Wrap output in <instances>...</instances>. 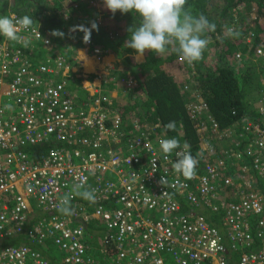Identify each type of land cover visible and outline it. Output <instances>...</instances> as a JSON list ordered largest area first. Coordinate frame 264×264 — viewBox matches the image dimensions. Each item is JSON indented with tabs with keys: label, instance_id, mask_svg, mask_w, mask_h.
<instances>
[{
	"label": "built area",
	"instance_id": "2783aa9c",
	"mask_svg": "<svg viewBox=\"0 0 264 264\" xmlns=\"http://www.w3.org/2000/svg\"><path fill=\"white\" fill-rule=\"evenodd\" d=\"M18 35L22 42L0 37V241L25 234L36 247H55L58 264H264V189L252 190V178L264 185V94L260 121L245 120L241 132L221 131L193 95L187 108L199 132L209 126L233 146L219 152L203 142L188 179L173 167L188 145L165 155L158 125L140 117L126 124L105 93L69 91L67 59L39 26H19ZM123 82L134 95L135 80ZM237 164L252 177L240 186ZM33 209L44 217L31 224ZM203 210L221 216L224 232ZM0 264L51 262L19 246L1 250Z\"/></svg>",
	"mask_w": 264,
	"mask_h": 264
},
{
	"label": "trees",
	"instance_id": "16d2710c",
	"mask_svg": "<svg viewBox=\"0 0 264 264\" xmlns=\"http://www.w3.org/2000/svg\"><path fill=\"white\" fill-rule=\"evenodd\" d=\"M65 1L67 0H0V14L16 15L17 18L24 15L30 16L33 19L32 25L39 26L44 36L52 41L53 46L55 43L60 50L63 41H71L76 43L74 48L86 47L94 52L101 44L90 41L91 44L87 47V43L83 39L84 34L75 31L74 24L67 22L61 16L64 8L62 3ZM70 1L71 4L74 3L73 5L77 6L82 2V0ZM73 9L75 10L74 6ZM185 9L194 17L198 18L203 15L211 24L215 25L214 30L208 29L203 34L206 38H210L219 44L220 48L218 54L219 64L214 70L205 67L201 61L192 62L196 75H198L195 78L197 84L195 88L200 92L208 113L221 131L234 129L241 132L242 123L247 117L253 122L260 121V115L258 111H253L249 97L250 89L260 79L257 76V68H264V60L259 59L257 56L258 47L264 44V0H186ZM247 12H254L255 16H253L255 18L252 23L253 27L250 29L254 32L253 43L246 45L242 51L239 44H236L237 41H232V39L223 41L224 44L218 43L221 36H223V31L228 30L232 25L235 14ZM102 15L106 22L115 23L116 20L122 22L120 16H124L125 27L123 29L125 35L122 36L119 44H116L120 50L115 49L114 51L117 54L127 51L135 55V51L125 44L131 36L129 30L138 27L141 18L131 12L127 14L117 12L113 15L106 6ZM54 32L63 33V36L54 35ZM119 32L121 31L119 30ZM241 36L239 34L237 37ZM92 37L95 39L97 36L92 33ZM98 38L100 37L98 36ZM173 43L177 49L175 48L176 50L172 51L168 60L163 58V53L160 54L162 57H159L147 51L145 64L139 66L143 75L141 74L142 80L139 79L140 82L134 94L144 96V101H136L137 104L141 105V108H136V104H127L123 109L120 107H115V109L121 111L123 118L126 114L132 113L134 109H140L145 116L143 120L159 126L156 131L158 137L160 136L161 139L176 138L180 147L188 145L191 154L198 159L200 144L203 140L198 134L199 125L193 122L189 115L187 107L190 101L187 100L182 91L178 79L171 73L164 71L165 62L176 61L183 56L179 51L178 44L174 41ZM111 46H113V43L112 45L107 44L105 47L109 48ZM74 48L72 47V49ZM240 51L242 52V61L238 62L235 60V56ZM59 53L65 56L67 62H69L66 53L62 51H59ZM68 54H72L71 51H68ZM71 65H75V63L73 62ZM173 121L175 122L174 129L166 128V125ZM40 149H34L35 153L39 154ZM42 152H44L43 149H41ZM202 215L215 227L221 229L220 215H214L205 210L202 211ZM35 217V220H39L43 216ZM86 230L89 234L93 232V229L89 226H86ZM19 246H29L32 249L41 251L51 264H58L57 262L60 259L57 253L53 256L50 249H42L32 245L28 242L25 234L0 241V251L8 247Z\"/></svg>",
	"mask_w": 264,
	"mask_h": 264
},
{
	"label": "crops",
	"instance_id": "0c3cea01",
	"mask_svg": "<svg viewBox=\"0 0 264 264\" xmlns=\"http://www.w3.org/2000/svg\"><path fill=\"white\" fill-rule=\"evenodd\" d=\"M66 2L70 3V6L66 7ZM99 2L100 3L98 4V8L100 9L94 12L95 14H93L92 18H89L90 19L89 21H91L90 23H92L96 15L99 14L101 17L103 16L102 12L103 10H105V5L103 3V0H99ZM83 3H84V0H83ZM72 5L73 4H71V1L67 0L65 1V4H63V7H66V9L69 8L71 12L70 7ZM73 6L75 7L76 12H73L72 15L74 16V18H77V19L79 17V20L74 19L72 23L75 24L76 22L77 24V23H81L82 21H86L84 19L87 18V16L84 15L85 12L82 14V9H81L82 5L81 6L73 5ZM85 10H87V8ZM120 17L122 18V22H121L122 25H120V28H119L121 32L119 33V35L116 36L117 39H115V36L111 34L112 32L109 29L102 28V30L100 31L98 30L94 32L95 33L94 35L97 36L94 39V43L99 42L101 44V46L98 47L96 50H94V52L92 51V49L89 50L86 47L79 48V49L74 48V45L73 43H71V41H63L61 43V46H62L61 50L54 43V48L56 49V51H62L66 53V55H68L69 57V62H67V67H69L68 69L69 74H70L69 91L71 93L78 95L81 99H88V98H92L96 96L99 93L100 94L105 93L113 100L114 107L123 108V106L127 104H130V105L136 104L135 105L136 108H139V107L141 108V105L137 104L136 101L137 100L144 101L143 100L144 96H138V94L137 95L136 94L127 95L124 92L125 85H124L123 80H127V79L135 80L136 82L135 90L138 88V85L140 82L139 79L141 78V74L143 75L139 66L145 64L147 51L144 53L142 57L139 56L138 54H135V55L130 54V52H127V51L125 52L119 51L120 54L115 53L114 51L115 49L120 50L118 45L116 44H119V42L121 41L120 39L122 38L123 35H125L124 29H123L125 27L124 16L121 15ZM98 36L100 38H98ZM91 37H92V34H91ZM112 43H113V46L115 45L114 47L113 46L109 48L105 47L107 44L112 45ZM72 47L74 49H72ZM167 47L168 49H166V51L162 54L163 58H165L166 60L170 58L172 51H174L175 48L177 49V47L174 45L173 42L169 43ZM68 51H71L72 54H68ZM158 56L160 57L161 55H158ZM182 59H183V56L177 59L176 61L165 62L164 71H166L167 73H171L173 76H175L178 79L180 87L182 91L184 92V94L186 95L187 100L191 101L193 98V94H191L190 92L188 93V91H185L183 87L184 84L188 81L184 78L182 71H180L182 70L180 69L182 68V65H183L182 61H184ZM73 62L75 63V65H71ZM146 75L151 76L149 74H146ZM257 82L255 84V87L257 86ZM259 82H258L259 83L258 88L256 87L258 89V96H256L255 102L250 101L253 111L259 110V106H260L259 100L261 98V95L264 94L263 79L260 78ZM249 99L251 100L250 97ZM137 117H140L141 120L142 118L145 117L144 113L140 111V109L138 110L134 109L132 113L126 114L124 120L126 124L130 123L131 125ZM259 118L261 119L260 116ZM245 120L253 121V120H250L248 117ZM198 134L201 136L204 133L199 132L198 130ZM208 134H209L208 132L205 133V135H208ZM159 138L161 137L159 136ZM206 141L210 143L212 142V138L210 137V135L207 136ZM227 143H228L227 146L223 149L230 148L233 146L232 145L233 140H229L227 141ZM200 146L201 147H200V152L198 153V156L201 155V153L203 152L204 144L201 143ZM232 171H233L232 175H234V177L237 179L236 182H237V185L239 186L243 184L245 179L250 180L252 178V177L244 178V176L241 174L242 173L241 166L240 165L238 166V164L236 167L232 169ZM252 180H254V183H252L253 191H258V190L262 191V189H264V185L259 183V181H256L254 178H252ZM31 214L29 215L30 219L36 218L35 216L43 215V213L37 209L36 210L34 209L31 212ZM220 230L224 232L223 227H221ZM103 236H104L103 233H98L95 237L97 239H102ZM93 245H94L93 247L95 249V252L98 254V257L103 260L106 259L107 255L104 256V253L101 252L102 246H98V243H93ZM92 251L94 252V250Z\"/></svg>",
	"mask_w": 264,
	"mask_h": 264
},
{
	"label": "clouds",
	"instance_id": "9594fccd",
	"mask_svg": "<svg viewBox=\"0 0 264 264\" xmlns=\"http://www.w3.org/2000/svg\"><path fill=\"white\" fill-rule=\"evenodd\" d=\"M103 3L113 15L117 12L121 14L131 12L141 18L139 26L129 30L131 36L126 42L128 47L141 57L146 51L160 55L166 51L169 43L174 41L178 44L179 51L184 58L189 62H197L201 59L208 43L207 39L202 38V34L208 29L214 30L215 28V25L211 24L203 15L197 18L188 13L185 9L186 0H103ZM32 24L33 19L28 15L16 18L0 14V37H6L13 42H22L18 35V27L28 28ZM78 27L80 31L84 32L85 43L90 41L93 30H99L96 22H92L90 28L83 25ZM53 34L63 36V33L60 32ZM23 43L27 46V42ZM174 127V121L166 125L168 129H174ZM204 132L209 134L201 135L203 142H207L205 138L209 135L214 138L209 126ZM160 145L165 155L180 147L176 138L162 139ZM176 155L178 159L173 164L175 171L188 179L194 177L198 160L190 152H176ZM163 180L164 178L162 183ZM81 195L90 201L94 199L91 191H83ZM64 203H67V198ZM61 211L67 213L70 209L65 207ZM39 220L32 218L30 222L34 224Z\"/></svg>",
	"mask_w": 264,
	"mask_h": 264
},
{
	"label": "rangeland",
	"instance_id": "374dc122",
	"mask_svg": "<svg viewBox=\"0 0 264 264\" xmlns=\"http://www.w3.org/2000/svg\"><path fill=\"white\" fill-rule=\"evenodd\" d=\"M99 3H100L99 0H87V1L84 0V3L82 0V2L79 3L80 6L82 5L81 6L82 14L85 12L84 15L87 16V18L84 19L86 21H82L81 23H77V24H76V22H75V24L73 23L75 31L84 34V32L79 30L78 26L83 25L85 27H89V28L91 27V23H90L91 21H89L90 20L89 18H92L93 14H95L94 12H96V10L98 11L100 9V8H98ZM63 4H65V2H63L62 5ZM83 4H85V5H83ZM68 6H70V3L66 2V7H68ZM66 7H64L63 12L61 13V16L67 22L72 23L74 19H77V18H74V16L72 15V13L75 10L73 9V5L70 7L71 12H70L69 8L66 9ZM86 8H87V10H85ZM45 14H47V12H45ZM253 16H254V12L253 13L247 12V13L235 14L234 21H233L232 25L230 26V28L228 30L223 31V36H221V39L218 41V43L221 42V44H224L223 41L232 39V41H237L236 44L237 45L239 44V48L241 49V51L243 48L246 47V45H251L254 41V32H252L250 30L253 27L252 23L255 21V18H254L255 16L254 17ZM77 20H79V17ZM92 22H96L98 24L99 31L102 30V28L109 29L112 32V33L111 32L110 33L113 36H115V39H117L116 36L119 35V33H120L118 29L120 28V25H122L121 22H119L117 20H116V23L108 21L107 22L108 24H107L106 21L104 20L103 16L101 17L99 14L94 17V20ZM95 31L96 30H93L92 33H94ZM239 34H241L242 36L237 37ZM202 38L207 39L208 43H207V46L204 49L202 57L199 61L203 62L205 67L214 70L215 67H217L219 64V61H218V58H219L218 54L220 53L219 44H217L215 41L211 40L210 38H206L204 36V34H202ZM90 41L94 42L93 37H91ZM71 43H73L74 46L76 44L75 42H71ZM263 43H264V41H263ZM87 47H89V45H87ZM167 49H168V47H167ZM241 51L238 52L236 54V56L239 54H241V56H242ZM168 52H169V50H168ZM257 56L259 59L261 58L264 60V44H261L260 47H258ZM182 60H184V61H182ZM182 60L181 61H182L183 65H182V68H180V69H182L180 71H182L184 78L188 81L183 86L184 90L188 91V93L190 92L193 95H196L197 93L200 94V92L195 88V86H197V84L195 82V78H197L198 75H196L194 65L192 64V62H189L184 57ZM241 61H242V59L238 62H241ZM263 74H264V68H260V69L257 68L258 78H262ZM259 81H260V79L258 80V82ZM258 82H257V86H256L257 88H258V84L260 83V82L259 83ZM256 87L254 85L250 89V98H251L250 101L251 102H255L256 96H258V89ZM142 121H143V118H142ZM203 133L205 134L206 132H203ZM210 144L215 150H217V151L219 150V152H220L223 148H225L227 146L228 143L224 140H219V139H216L214 137V138H212V142ZM32 204L36 208L35 202H32ZM51 251L56 253L55 247L52 246ZM54 256H55V254H54Z\"/></svg>",
	"mask_w": 264,
	"mask_h": 264
},
{
	"label": "bare ground",
	"instance_id": "6f19581e",
	"mask_svg": "<svg viewBox=\"0 0 264 264\" xmlns=\"http://www.w3.org/2000/svg\"><path fill=\"white\" fill-rule=\"evenodd\" d=\"M32 215V214H31Z\"/></svg>",
	"mask_w": 264,
	"mask_h": 264
}]
</instances>
